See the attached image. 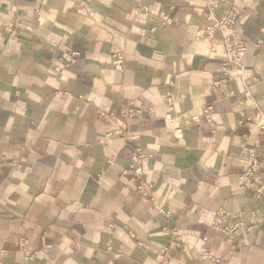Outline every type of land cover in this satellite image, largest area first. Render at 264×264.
<instances>
[{
    "label": "crops",
    "instance_id": "crops-1",
    "mask_svg": "<svg viewBox=\"0 0 264 264\" xmlns=\"http://www.w3.org/2000/svg\"><path fill=\"white\" fill-rule=\"evenodd\" d=\"M230 5L248 52L222 83L230 31L197 36L207 0H0V264H264V192L239 182L264 122V0ZM138 148L149 197L125 173ZM220 209L244 225L215 231Z\"/></svg>",
    "mask_w": 264,
    "mask_h": 264
},
{
    "label": "built area",
    "instance_id": "built-area-1",
    "mask_svg": "<svg viewBox=\"0 0 264 264\" xmlns=\"http://www.w3.org/2000/svg\"><path fill=\"white\" fill-rule=\"evenodd\" d=\"M218 0H209V7L211 10L210 13V20L212 24L207 27L205 31L200 30L198 31V35L200 37L207 36L209 38L213 37L214 32L218 28H227L231 29V36L227 38L226 43L229 48L228 53V62L226 63V71L225 75L223 76V80H228L233 77V70L236 69L241 71V63L243 56L248 51L247 45L243 42L242 35L236 29L237 25V18L239 14V10L237 7L232 6L229 7L224 15L219 17L218 19L215 17L214 11L217 7ZM71 63H68L69 66ZM114 64L118 69H123L125 66V60L121 53H115L114 55ZM235 66V67H233ZM233 67V69H231ZM241 101V100H240ZM241 106L243 105V101L240 102ZM212 106H207L204 108L203 114L208 118L211 117ZM142 112L139 110L134 109L133 107H126L120 111V115L122 118L132 117L135 115H139ZM100 116L108 122L111 123H121L120 118L115 112H106L100 111ZM199 117H195L197 119ZM122 121V120H121ZM121 129L117 131L118 134H124L127 131V127L125 126L124 122L121 124ZM260 133L264 135V125L259 124ZM260 147V148H259ZM260 149V150H259ZM247 157L246 163L247 166L245 167L243 173L239 177V182L242 187H249L253 191V195L255 198L261 197L264 192V143H257L254 147L247 148ZM147 158V153L142 149L138 148L137 151L131 158V162L125 171L127 174H132V181L137 183V189L139 193L144 197L150 196V189L142 181V177L145 174V160ZM167 215V213H166ZM235 219V215L225 211L224 209H220L214 215V219L212 221L213 229L224 233L229 234L235 231L237 228L244 225L242 222H234L231 225H226L225 221L228 219ZM256 215H252L249 218L250 223H254L256 221ZM21 245L25 246L27 244L26 239H21ZM26 258H30L26 256Z\"/></svg>",
    "mask_w": 264,
    "mask_h": 264
},
{
    "label": "rangeland",
    "instance_id": "rangeland-1",
    "mask_svg": "<svg viewBox=\"0 0 264 264\" xmlns=\"http://www.w3.org/2000/svg\"><path fill=\"white\" fill-rule=\"evenodd\" d=\"M219 2H220V0H218V4H217V7H216V9H215V11H214V14H215V17L218 19L219 17H221L222 15H224V13H225V11L229 8V7H232V6H235V7H237V9L239 10V14H238V18H237V25H236V29L239 31V33L242 35V32L240 31V29L238 28L239 27V25H240V20H241V9H240V7L239 6H237V5H230V6H228V7H226L225 9H224V11H223V13H222V15H217V13H216V11H217V9H218V7H219ZM207 5H208V11H209V20H210V13H211V10H210V7H209V0H207ZM145 11H147L148 10V8L147 7H144L143 8ZM142 10V9H141ZM212 24V21L210 20V23L204 28V29H202L203 31H205L206 29H207V27L209 26V25H211ZM221 29H227V28H218V29H216L215 30V32H214V35H213V37H211V38H209V37H207V36H202V37H206V38H209V39H213L214 37H215V34H216V32L218 31V30H221ZM227 30H229L230 31V33L232 32L231 31V29H227ZM200 31V30H199ZM198 33V32H197ZM232 34V33H231ZM231 34H229L228 36H226L225 38H224V41H225V45H226V48H227V59H226V61H225V63H224V67L226 68V63L228 62V53H229V48H228V46H227V43H226V40H227V38L228 37H230L231 36ZM197 36H199L198 34H197ZM200 37V36H199ZM242 39H243V36H242ZM243 42H244V39H243ZM245 43V42H244ZM246 44V43H245ZM247 45V44H246ZM248 47V46H247ZM248 52V51H247ZM247 52H246V54H247ZM245 54V55H246ZM245 55L243 56V59H244V57H245ZM243 59H242V63H241V66H240V68H242V66H243ZM233 67H235V66H233ZM233 67H231V69H233ZM233 77H231L230 79H228V80H223L224 79V77H222V83H225V82H227V81H229V80H231ZM231 95L232 96H234L235 95V93H231ZM245 101V100H243V99H241L240 97H239V105L241 106V104H240V102L241 101ZM244 104V103H243ZM213 107V106H212ZM137 110V109H136ZM213 110V109H212ZM211 113H212V111H211ZM243 114V113H242ZM262 113L261 112H258L257 113V116H260ZM244 115V114H243ZM247 120L248 121H250V120H252V118L251 117H247ZM263 120H260L259 121V123H258V126H259V124L260 125H264V122H262ZM259 135H260V139L258 140V142L259 143H264V135L262 134V133H259ZM248 148V147H247ZM260 148V147H259ZM260 150V149H259ZM246 153H247V149H246ZM248 155L246 154V157H247ZM254 196V195H253ZM212 227V226H211ZM212 229H213V227H212ZM215 230V229H214ZM215 231H217V230H215ZM217 232H219V231H217ZM21 239H23V238H21ZM25 239V238H24ZM27 241V240H26ZM20 242H21V240H20ZM19 242V243H20ZM20 245H21V243H20ZM21 247L24 249V250H26V245L25 246H22L21 245ZM25 254H26V256H29L30 258H28V259H31L32 257H33V255H31V253L30 252H28V251H25ZM26 258V257H25ZM27 259V258H26ZM164 264V263H163Z\"/></svg>",
    "mask_w": 264,
    "mask_h": 264
}]
</instances>
